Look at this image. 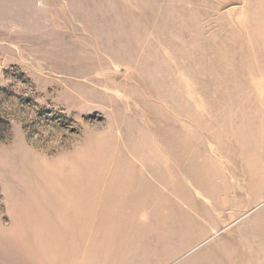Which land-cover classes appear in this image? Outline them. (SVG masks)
I'll return each instance as SVG.
<instances>
[{"label": "rangeland", "instance_id": "374dc122", "mask_svg": "<svg viewBox=\"0 0 264 264\" xmlns=\"http://www.w3.org/2000/svg\"><path fill=\"white\" fill-rule=\"evenodd\" d=\"M12 2H34L37 20H13L12 32L0 23V229L11 226L13 187L37 194L33 184L45 193L58 175H42V166L58 165L68 176L75 162L66 158L77 153L78 165L95 163L98 173L105 165L137 169L144 174L139 183L156 191L126 208L125 219L139 225L118 230L133 254L116 264L165 261L153 255L161 244L148 224L202 218L203 208H217L225 224H259L264 0ZM185 141L190 147L179 145ZM145 144L152 148L145 151ZM148 153L156 156L147 160ZM176 155L211 168L182 176L180 197L172 192ZM23 173L32 177L26 185ZM254 243L263 250L264 241ZM92 244L102 247L92 256L97 264L105 243ZM251 245L244 242L237 254L248 255Z\"/></svg>", "mask_w": 264, "mask_h": 264}, {"label": "bare ground", "instance_id": "6f19581e", "mask_svg": "<svg viewBox=\"0 0 264 264\" xmlns=\"http://www.w3.org/2000/svg\"><path fill=\"white\" fill-rule=\"evenodd\" d=\"M145 145H147L144 147L145 151L147 148H152L149 147L151 144ZM179 145L182 148L190 147L187 141ZM80 155L82 154L77 153L66 158L67 162L74 161L75 164L69 165L73 174L65 177L58 171L60 168L58 165L56 167L55 165L42 166V170L40 169L42 175L47 177L58 175L56 182L47 185L45 193L36 190L33 184L31 189L35 188L34 193L37 194H32V190L29 193L25 189L13 187L11 226L8 229H0V264H95L92 260L93 254L102 252V247L98 249L92 244L96 240H102L105 243L103 260L98 261L97 264H116L118 260L123 261V256L133 254L123 249L124 239L118 230L121 231L124 225L139 223L134 219H125L129 216L126 208L132 207V204L140 206V203L147 201L156 192L155 189H152L153 186L150 183L146 186L139 183L138 179H143L144 174L139 173L137 169H133V173L130 174L111 165H105L104 170L98 173L95 163L87 167L78 165L79 161L76 157ZM146 155L147 160L154 156L150 153ZM186 159L185 156L176 155V163L178 161L179 165H175L174 177L176 178H174L175 187L173 186L172 192L178 197L181 196L182 176L192 175L194 169L195 172L211 169L210 166L194 165ZM66 160L59 164L65 165ZM110 169L113 172L111 180H109ZM11 170L21 174L13 164ZM22 178L25 185L32 179L25 173ZM211 190L213 192V189ZM189 193L192 196L190 190ZM180 208L178 205L173 207V209ZM134 214L132 212V215ZM168 219L167 216L156 220L160 223ZM259 224L264 226V214L261 215ZM252 247L255 246L251 245L249 248L252 249ZM117 248L122 251V256L114 253ZM161 248L164 249L165 246L157 247L158 250ZM262 248L263 250L259 249L250 254L264 257V244ZM82 255L84 258L79 260L78 258ZM144 256H148L147 252Z\"/></svg>", "mask_w": 264, "mask_h": 264}, {"label": "crops", "instance_id": "0c3cea01", "mask_svg": "<svg viewBox=\"0 0 264 264\" xmlns=\"http://www.w3.org/2000/svg\"><path fill=\"white\" fill-rule=\"evenodd\" d=\"M34 6V2L0 0V23L9 24V31L12 32L13 20L25 19L30 20L28 23L34 22L37 20L33 17ZM212 169L215 173L214 167ZM214 183L216 188L213 189V195L216 198L220 192L216 177ZM202 215V218L193 217L191 221L183 223L148 224L154 227L152 236L155 243L165 246L157 253L169 258L164 262L152 260L147 263L163 264L176 256L178 259H174L173 264H242L263 260L262 256L250 254V252L258 251L254 242L264 241V229L260 227L263 224L235 222L225 224L220 221L222 219L219 217L217 208L213 207L203 208ZM244 242H252L255 247L248 248V255L237 254ZM200 251L201 254H198ZM136 252L139 254V250Z\"/></svg>", "mask_w": 264, "mask_h": 264}]
</instances>
